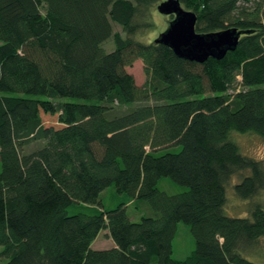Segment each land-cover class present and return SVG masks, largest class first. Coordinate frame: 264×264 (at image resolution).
Wrapping results in <instances>:
<instances>
[{
  "label": "trees",
  "instance_id": "trees-1",
  "mask_svg": "<svg viewBox=\"0 0 264 264\" xmlns=\"http://www.w3.org/2000/svg\"><path fill=\"white\" fill-rule=\"evenodd\" d=\"M164 1L0 0V264H257L264 208H225L237 175L239 198L264 189L231 139L264 138V0H179L199 34L247 32L204 63L145 42ZM138 60L143 86L127 71ZM109 188L126 198L113 209ZM179 223L195 244L182 260ZM103 232L115 246L95 250Z\"/></svg>",
  "mask_w": 264,
  "mask_h": 264
},
{
  "label": "rangeland",
  "instance_id": "rangeland-1",
  "mask_svg": "<svg viewBox=\"0 0 264 264\" xmlns=\"http://www.w3.org/2000/svg\"><path fill=\"white\" fill-rule=\"evenodd\" d=\"M158 6L153 14V21L156 27L148 35L149 38L146 39V41L144 40L146 43L150 41H155L160 34L164 33L168 29L170 22L174 19L173 16H166L161 14L158 11ZM114 29L116 32L121 31V28L116 25H114ZM103 47L107 52L113 51L115 48L113 39H110L106 43H104ZM127 71L128 73L133 75L138 86H143L145 84L146 76L144 73L142 61H136L132 67L127 68ZM44 121L48 126L57 123L56 119L50 116H45ZM231 139L239 145L240 152L242 154L261 162L264 168V138L254 133H233ZM35 148H37V144H31L28 147V150H33ZM240 179L241 178L239 175L235 176L227 189L228 202L225 211L226 214L231 217H248L250 209L256 203L261 204L264 208V189L261 190L260 193L251 200L241 199L235 194L233 186L237 182H239ZM160 189L169 194H176L183 190L182 187L172 184L169 180H163L160 183ZM101 197L107 209L116 208L120 203L124 202L126 199L124 197L118 196L112 188H109L104 191ZM139 211L140 210L136 209L134 206L128 208V215L134 222L140 221ZM110 246L111 242L107 239V232L101 233L95 243V247L107 249L110 248ZM194 247V239L189 226L185 223H179L177 227V235L173 242V257L177 260L185 259L194 250ZM255 250L256 253H254L253 257L247 256L248 259L257 264H264V240H262L255 247Z\"/></svg>",
  "mask_w": 264,
  "mask_h": 264
},
{
  "label": "water",
  "instance_id": "water-1",
  "mask_svg": "<svg viewBox=\"0 0 264 264\" xmlns=\"http://www.w3.org/2000/svg\"><path fill=\"white\" fill-rule=\"evenodd\" d=\"M158 11L174 19L155 43L169 47L177 57L188 61L204 63L210 58L220 61L237 49L240 38L247 33L231 28L212 34H199L196 32L197 15L186 10L179 0L162 2Z\"/></svg>",
  "mask_w": 264,
  "mask_h": 264
},
{
  "label": "crops",
  "instance_id": "crops-1",
  "mask_svg": "<svg viewBox=\"0 0 264 264\" xmlns=\"http://www.w3.org/2000/svg\"><path fill=\"white\" fill-rule=\"evenodd\" d=\"M97 239H98V238H97ZM97 239L95 240V242H94L93 245H92V247H93L95 250H107V249L113 248V247L115 246V244L112 242V240H110V239L107 237V239L111 242V246H110V248H107V249L97 248V247H95V243H96Z\"/></svg>",
  "mask_w": 264,
  "mask_h": 264
}]
</instances>
